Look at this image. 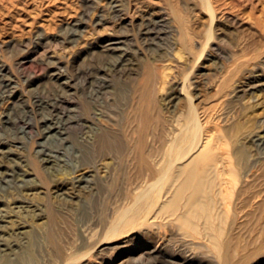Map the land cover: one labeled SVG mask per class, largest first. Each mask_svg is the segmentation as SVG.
<instances>
[{
    "label": "rangeland",
    "instance_id": "obj_1",
    "mask_svg": "<svg viewBox=\"0 0 264 264\" xmlns=\"http://www.w3.org/2000/svg\"><path fill=\"white\" fill-rule=\"evenodd\" d=\"M214 5L208 40L212 21L201 0H0L7 256L31 250L36 264H264V0ZM191 106L213 117L205 135L229 144L218 141L230 148L227 169L243 172L235 157L242 142L251 162L261 159L234 189L229 170L222 177L230 181L217 202L228 263L177 219L105 239L118 211L153 180L147 164L156 167Z\"/></svg>",
    "mask_w": 264,
    "mask_h": 264
},
{
    "label": "bare ground",
    "instance_id": "obj_2",
    "mask_svg": "<svg viewBox=\"0 0 264 264\" xmlns=\"http://www.w3.org/2000/svg\"><path fill=\"white\" fill-rule=\"evenodd\" d=\"M215 1L218 0H201L212 21L208 40L212 37L213 22L218 18ZM212 118L210 113L202 117L191 106L186 121L181 123L171 142L161 151L156 167L147 164V175L153 176V180L138 188L133 202L118 211L110 228L107 227L109 230L105 239L114 238L145 222L150 227L163 229L168 225L166 219L170 222L177 219L193 232L206 235L222 254L224 262L228 263V251L222 252L223 245H228L227 240L222 238L226 220L217 202L218 198H227L230 181L222 177L229 170L226 162L232 164L233 160L230 148L219 144L218 141L223 145L225 143L221 137L214 141L216 135H205L206 124ZM262 121L261 126H264ZM262 138L253 136L252 142L256 143ZM251 155L248 143L242 142L235 157L238 163H242L243 172L232 167L229 170L233 175V189L242 173L248 176L255 167L259 169L261 159L251 162ZM144 168L138 171V177L144 174ZM3 236L4 233L0 231V264H36L31 250L19 258L7 256L8 247L3 242Z\"/></svg>",
    "mask_w": 264,
    "mask_h": 264
}]
</instances>
